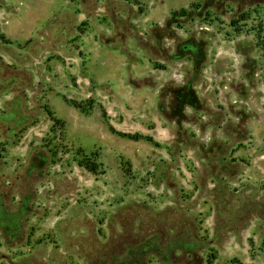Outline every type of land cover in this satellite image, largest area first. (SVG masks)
Instances as JSON below:
<instances>
[{"label":"rangeland","instance_id":"1","mask_svg":"<svg viewBox=\"0 0 264 264\" xmlns=\"http://www.w3.org/2000/svg\"><path fill=\"white\" fill-rule=\"evenodd\" d=\"M0 264H264V0H0Z\"/></svg>","mask_w":264,"mask_h":264},{"label":"trees","instance_id":"2","mask_svg":"<svg viewBox=\"0 0 264 264\" xmlns=\"http://www.w3.org/2000/svg\"><path fill=\"white\" fill-rule=\"evenodd\" d=\"M183 13H185V12H182L181 14H183ZM131 138L132 139H136V140H138V139H141V137L139 136V135H137V136H131ZM148 141H151L150 139H148ZM91 172H94V169L93 168H91V169H89Z\"/></svg>","mask_w":264,"mask_h":264}]
</instances>
